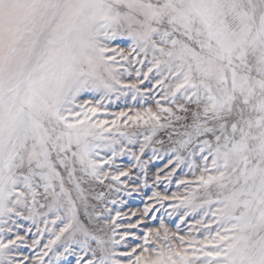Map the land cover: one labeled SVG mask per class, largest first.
Segmentation results:
<instances>
[{
	"label": "snow or ice",
	"instance_id": "6c2138e0",
	"mask_svg": "<svg viewBox=\"0 0 264 264\" xmlns=\"http://www.w3.org/2000/svg\"><path fill=\"white\" fill-rule=\"evenodd\" d=\"M0 264H264V0H0Z\"/></svg>",
	"mask_w": 264,
	"mask_h": 264
},
{
	"label": "rangeland",
	"instance_id": "374dc122",
	"mask_svg": "<svg viewBox=\"0 0 264 264\" xmlns=\"http://www.w3.org/2000/svg\"><path fill=\"white\" fill-rule=\"evenodd\" d=\"M135 203H136V202L134 201V202H133V205H135Z\"/></svg>",
	"mask_w": 264,
	"mask_h": 264
}]
</instances>
